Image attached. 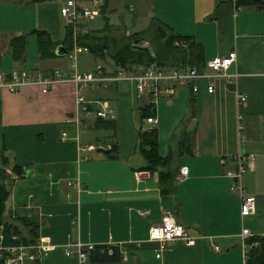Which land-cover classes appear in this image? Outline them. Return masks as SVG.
<instances>
[{
  "label": "crops",
  "instance_id": "obj_1",
  "mask_svg": "<svg viewBox=\"0 0 264 264\" xmlns=\"http://www.w3.org/2000/svg\"><path fill=\"white\" fill-rule=\"evenodd\" d=\"M112 1L115 7L110 2L107 10L112 24L117 25L112 18L119 3L131 2L132 10L141 11L139 18L147 26L143 31L158 20L176 33L192 36L202 46L204 64L236 51L237 59L227 71L230 76L201 78L196 92L191 86H177L174 94L164 95L150 108L158 119L159 153L170 156L166 166L150 170L137 151L138 130L153 128L141 117L150 104L147 96H138L134 84L112 82L84 89L87 95L80 92L90 102L108 101L116 115L114 128H100L94 114L79 113V123L74 121L78 94L71 81L58 83L47 93L38 86L15 93L0 90V155L7 159L5 168L11 174L5 220L28 238H32L30 221L38 223V235L56 245L43 256L42 264H80L64 252L77 242L119 247L122 259L105 264H246L248 240L264 236V9L237 8L230 0ZM125 29L127 35L135 34ZM12 36L4 37L8 49L5 44L2 56L5 50L9 55V61L2 58L4 73L28 67L27 60L23 65L13 61ZM39 58L49 61L36 70L72 74L67 55L39 54ZM168 61L161 65L181 66ZM109 67L105 68L117 69L115 64ZM240 95L247 97L242 107ZM131 110L140 121H134ZM239 113L244 117L242 131ZM82 126L107 131L95 136L96 144L86 143L97 145L96 151H80L85 148ZM115 143V157L100 150H110ZM237 154H255L242 185L256 197L257 211L245 219L240 195L231 189L233 179L227 175L237 168ZM15 164L24 168L23 176L10 172ZM182 167L189 169L183 182L161 181L165 168L175 177ZM70 181H78L80 188ZM168 215L197 241L194 245L177 241L157 258L159 245L149 240V232ZM244 228L250 231L247 238L242 237Z\"/></svg>",
  "mask_w": 264,
  "mask_h": 264
},
{
  "label": "built area",
  "instance_id": "obj_2",
  "mask_svg": "<svg viewBox=\"0 0 264 264\" xmlns=\"http://www.w3.org/2000/svg\"><path fill=\"white\" fill-rule=\"evenodd\" d=\"M63 7L61 15L64 18L65 24L70 29L72 34L73 45L67 49V56L71 61L72 74L69 75L65 71L58 69L52 72H44L39 70L16 69L11 73H4L0 69V90H6L10 93L20 91L26 86H38L44 93L51 90L54 85L62 82L71 81L77 89L76 97V121L79 123V113L85 116L95 115L97 119L102 120H115L116 115L110 109L108 101L96 100L87 101L85 96L80 92L88 87L107 86L112 82H130L135 85L139 97L147 96L151 107H155L156 102L164 95L174 94L177 86H191L192 90L196 92L198 87L196 82L201 78L208 77H228L230 76L227 71L234 61L237 59L236 51H231L227 55H218L213 59L205 62L202 69L194 66L172 67L165 68L157 62L148 65H131L124 68H117L114 72H108L104 68H97L92 72L80 74L77 67V57L80 53L89 52V48L81 46L78 39L81 35H87L92 30L90 23L96 21L101 16V9L104 4L103 0H92V6H85L83 0H62ZM234 4L236 0H230ZM179 45L178 42L175 43ZM140 46L149 48L148 41H142ZM206 68L213 71L212 75L206 73ZM237 76V75H236ZM214 84L208 87L209 92H214ZM247 101L245 95H240L238 104L242 107ZM147 123L156 127L158 119L150 116L145 119ZM238 127L242 131L243 114L239 113ZM66 136L67 134L64 133ZM98 147L89 145L82 150L94 151ZM255 160V154H237L236 162L237 168L229 170L227 175L233 179L232 190L237 191L241 198V215L245 219L257 211L256 197L248 195L242 185L243 174L250 168ZM1 175V168H0ZM189 176L188 167H182L179 174L175 179L177 182H183ZM70 185H76L80 188V183L70 181ZM250 236L248 228H244L242 237L247 238ZM149 240L155 241L159 245L157 258L162 257L163 251L168 245L177 241H183L189 245H194L197 237L191 236L186 230L185 226L177 223L170 215L165 216L160 224L153 225L149 232ZM253 245H258V241ZM54 245L49 237L41 236L37 243L19 245V246H5L3 245V236L0 233V258L7 254L5 264H25L27 261L42 259L45 254L54 250ZM75 248V249H73ZM95 248L93 244H83L77 242L73 245H68L64 248V252L68 257H75L79 260L80 264H90L89 253Z\"/></svg>",
  "mask_w": 264,
  "mask_h": 264
},
{
  "label": "trees",
  "instance_id": "obj_3",
  "mask_svg": "<svg viewBox=\"0 0 264 264\" xmlns=\"http://www.w3.org/2000/svg\"><path fill=\"white\" fill-rule=\"evenodd\" d=\"M44 1V0H36ZM112 0H103L104 4L101 9V15L105 18V25L100 30H91L87 35H81L78 39V43L81 46L88 47L90 52L95 54L98 58H106L109 56L116 65L117 68H124L131 65H148L153 62L162 64L168 60H173L171 65L185 64L202 69L204 66V58L202 46L192 36L182 35L173 31L172 27L163 23L162 21H153L149 29L156 28L159 32V36L165 39V46L163 50L154 55L149 48L140 46L142 39L137 38L138 33L132 36L125 33H118L117 30L125 28L122 23L115 25L110 22L107 17L108 5ZM235 5L237 8H255L264 9V0H236ZM125 30V29H124ZM37 33V42L40 56L49 57L55 56L59 47L63 46L65 49L72 47V34L70 29H67L66 40L63 43H54L49 34L43 30H35ZM117 34V36H116ZM139 41L138 45H135L136 41ZM28 36L23 34H15L12 36L9 42V52L13 61L19 65H23L27 60L28 50ZM178 42L179 45L175 43ZM57 49V50H56ZM2 48L0 46V69L2 62ZM151 105L144 106L141 111L142 118H148L153 116L154 112ZM100 128H114L115 124L113 120H97ZM159 134L157 128L138 130L137 151L148 161L147 169H153L155 167H164L170 161V156L163 157L158 150ZM118 144L115 143L111 146L108 155L115 157L117 153ZM1 163L4 167H1L0 175V233L3 236V245L5 246H19L27 244H35L38 242L40 236L38 235V223L30 221L32 238L22 237L20 228L5 220L6 203L10 197V176L11 174L5 168L8 165V161L4 156L0 155ZM11 173L17 176L24 175V168L15 164ZM176 177V176H175ZM172 176L171 170L165 168L160 173L161 181L172 180L175 178ZM164 193H167L163 189ZM258 241V245H253ZM248 249L246 254V264H264V236H254L248 240ZM7 254L0 258V264H5ZM122 259V254L119 247L109 245H97L89 253V260L94 264L115 263ZM25 264H42L41 259L27 261Z\"/></svg>",
  "mask_w": 264,
  "mask_h": 264
},
{
  "label": "rangeland",
  "instance_id": "obj_4",
  "mask_svg": "<svg viewBox=\"0 0 264 264\" xmlns=\"http://www.w3.org/2000/svg\"><path fill=\"white\" fill-rule=\"evenodd\" d=\"M113 2V1H112ZM111 5H114L113 3ZM136 5V4H135ZM85 6L91 7L92 2L85 3ZM63 7L62 0H0V45L4 49L5 44L8 49V43L4 37L14 35V34H23L28 36V70L37 68L42 70L45 62L49 61L48 58L40 59L39 58V49L37 42V33L35 30L46 31L51 40L54 43H63L66 40V34L68 27L65 24L64 18L61 15V9ZM115 7V5H114ZM141 11L132 10L131 2L123 1L119 3L117 13L112 21L116 24L122 23L125 27H128L133 33H138L137 38L142 39L143 41H148L150 43L149 49L154 55L159 54L163 47L165 46V39L159 36V32L156 31V28L145 30L147 26L144 23L142 24V19L139 18ZM109 18V15H107ZM105 25V18L103 16L99 17L95 22L90 23L92 28H103ZM122 28L117 30L118 33H125L126 29ZM143 31V32H142ZM127 34V33H126ZM117 36V34H116ZM132 36V35H131ZM4 57H7L6 61H9V55L7 50H5ZM46 60V61H43ZM169 62V61H168ZM167 62V63H168ZM51 63H53L51 61ZM70 63V60H69ZM108 63V64H107ZM6 64V63H5ZM114 64V61L107 56L104 58H98L92 52H83L78 55L77 66L80 74L92 72L97 68H104L108 72L114 70L109 69V65ZM107 69H106V68ZM115 83H127L130 82H115ZM87 89V88H86ZM103 89V88H99ZM100 91V90H98ZM87 91H83L82 94H86ZM114 100V99H113ZM130 111V116L134 118V121H140L139 114L136 112ZM81 128V144L83 147H87V142H93L96 144L95 136L107 135V131L102 133L97 132L95 129ZM85 132V133H84ZM0 137V143H1ZM106 141L115 140L113 137H106ZM97 146V145H95ZM96 151V150H94ZM116 263V262H115ZM99 264V263H98ZM102 264V263H101Z\"/></svg>",
  "mask_w": 264,
  "mask_h": 264
},
{
  "label": "water",
  "instance_id": "obj_5",
  "mask_svg": "<svg viewBox=\"0 0 264 264\" xmlns=\"http://www.w3.org/2000/svg\"><path fill=\"white\" fill-rule=\"evenodd\" d=\"M138 43H139V41L137 40L136 42H135V45H138ZM59 55H66L67 54V49H65L63 46H61V47H59L58 48V52H57ZM103 153H105V154H107V153H109V150H106V149H103V148H101L100 149Z\"/></svg>",
  "mask_w": 264,
  "mask_h": 264
}]
</instances>
